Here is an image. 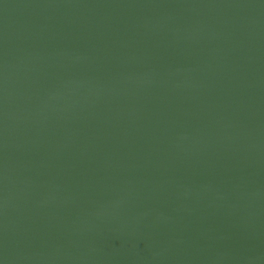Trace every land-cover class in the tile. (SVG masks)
<instances>
[{
    "label": "water",
    "instance_id": "95a60500",
    "mask_svg": "<svg viewBox=\"0 0 264 264\" xmlns=\"http://www.w3.org/2000/svg\"><path fill=\"white\" fill-rule=\"evenodd\" d=\"M0 264H264V0H0Z\"/></svg>",
    "mask_w": 264,
    "mask_h": 264
}]
</instances>
